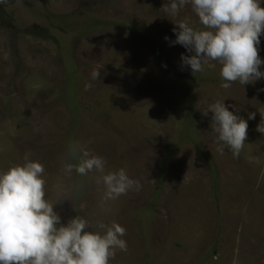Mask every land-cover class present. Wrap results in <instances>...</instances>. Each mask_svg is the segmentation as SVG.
Instances as JSON below:
<instances>
[{
  "label": "rangeland",
  "instance_id": "rangeland-1",
  "mask_svg": "<svg viewBox=\"0 0 264 264\" xmlns=\"http://www.w3.org/2000/svg\"><path fill=\"white\" fill-rule=\"evenodd\" d=\"M168 2L0 0V171L30 154L62 224L124 227L127 251L109 264H264V79L223 89L215 62L192 75L172 30L202 26L190 5L173 17ZM205 100L247 121L238 156L215 151ZM81 146L139 189L102 202L100 174L63 172Z\"/></svg>",
  "mask_w": 264,
  "mask_h": 264
},
{
  "label": "clouds",
  "instance_id": "clouds-1",
  "mask_svg": "<svg viewBox=\"0 0 264 264\" xmlns=\"http://www.w3.org/2000/svg\"><path fill=\"white\" fill-rule=\"evenodd\" d=\"M261 3L264 0H169L163 6L165 12L175 17L190 5L202 26L195 29L188 20L175 24V39L170 44L191 53L181 54V64L192 75L202 73L205 65L213 67L212 62L219 64L223 89H229L234 82L243 86L264 79V71L260 70L264 60L258 55L260 37L264 35ZM99 69L90 72L91 80H99ZM89 87L86 84L85 91ZM228 107L224 100H205L200 113L204 117L211 113L210 135L217 154L223 155L227 148L236 157L245 144L247 121ZM254 116L249 113L248 120ZM260 117L264 120V116ZM256 130L264 135L260 124ZM79 155L78 163L63 165V172L100 174L97 182L103 185L102 202L115 200L133 187L139 189V182L130 178L125 169L105 173V160L83 146ZM44 185V165L31 159L30 154H25L21 164L0 171V264H109L117 250L127 251L123 239L126 230L116 222L106 225L97 221V231H89L88 220L75 215L62 224L54 211L58 204L45 199Z\"/></svg>",
  "mask_w": 264,
  "mask_h": 264
}]
</instances>
